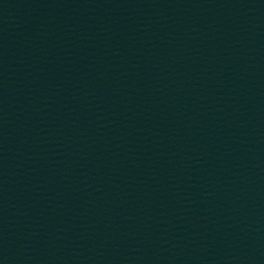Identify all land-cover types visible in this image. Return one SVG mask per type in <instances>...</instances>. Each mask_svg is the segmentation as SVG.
<instances>
[{
	"label": "water",
	"instance_id": "95a60500",
	"mask_svg": "<svg viewBox=\"0 0 264 264\" xmlns=\"http://www.w3.org/2000/svg\"><path fill=\"white\" fill-rule=\"evenodd\" d=\"M0 264H264V0H0Z\"/></svg>",
	"mask_w": 264,
	"mask_h": 264
}]
</instances>
